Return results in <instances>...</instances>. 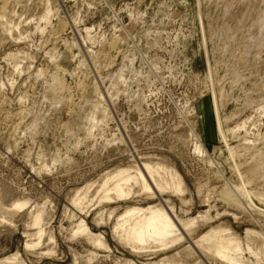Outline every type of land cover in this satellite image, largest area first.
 Here are the masks:
<instances>
[{"label":"rangeland","instance_id":"374dc122","mask_svg":"<svg viewBox=\"0 0 264 264\" xmlns=\"http://www.w3.org/2000/svg\"><path fill=\"white\" fill-rule=\"evenodd\" d=\"M218 117L247 123L230 144L264 197V141L251 144L264 134V0H0V202L26 203L0 219V264H227L193 247L211 229L264 264V217L225 197L239 181ZM148 163L174 173L168 189L131 182L127 199H104L109 177ZM131 208L212 219L134 249L115 230Z\"/></svg>","mask_w":264,"mask_h":264},{"label":"bare ground","instance_id":"6f19581e","mask_svg":"<svg viewBox=\"0 0 264 264\" xmlns=\"http://www.w3.org/2000/svg\"><path fill=\"white\" fill-rule=\"evenodd\" d=\"M213 82L215 81L213 80ZM213 85H215V83ZM219 113L218 115L220 116L221 113L220 114ZM223 122L224 121H222V119L219 118V124L221 126L220 132L222 135L221 138H223V141L226 144L228 157L232 163V169L236 173L238 177L237 179L239 181L238 185L234 187L229 186V184L227 183L230 189L232 188V192L227 193L226 195L228 196L225 197L229 200V202L232 205L238 207L239 209H242L243 211L249 213L250 215L258 214L259 216L264 217V197H262L261 195L258 196L249 187L251 185V181L254 180L253 177L255 178L257 175V167L254 168L252 167L249 171L244 172L242 170V165L238 163V158H239V155L237 154L238 150L230 144V139H229V134L235 135L236 131H241V130L245 131L247 123H243L242 126L238 125V127L235 130L229 131L224 129L225 124L223 126ZM191 134H193V137L195 138L196 141H198L200 144L202 143L201 138L195 131L192 130ZM253 138L254 140L251 142V144H253L254 146L257 144H261L264 141V134L263 135L258 134ZM243 141L246 143V145L247 143L250 144L247 138H244ZM259 152L260 150H258L257 154ZM261 156H264V154L260 153L257 156V158ZM139 167L140 168H138V170L135 172L136 175L133 177H131L130 174L120 175L118 177H109L107 180L112 181V185H111L112 188L108 191L109 195H106L104 199L111 200L112 198L110 197L111 193H113L115 196L113 194L112 195L118 199H125V198L127 199L128 197L131 196L132 193V189L127 187V184L131 182L134 183L135 185H139L143 191L152 192L158 189L166 190L168 189V187L171 185V183L174 181L176 177L174 173L168 172V176L170 177L171 180L168 178L165 180H160L157 176L160 174L161 171L163 170L167 171V170L159 164L152 165L148 163V164H142ZM103 185L106 186L107 183ZM173 191L182 192L181 184L179 181H178V186L174 188ZM224 195L222 196L223 198ZM257 203H259V205ZM25 206L26 203L24 202H16V203L14 202V204L10 206L12 209L10 208L8 209L3 205V203L0 202V219L3 218L4 220L5 219L4 216L6 214H11L13 210L15 211L21 210ZM210 212L211 211H208L203 216L190 219L186 221V223H184L182 221L178 222L176 218L173 216L170 209L148 208L143 210V209L131 208L128 209V211L121 218V220L117 222L115 230H116V234L118 235V238L126 242L128 245H131L132 248L134 249H145L147 245H150L152 243L159 244L165 247L169 243L168 238H170L176 232V230L183 232L185 234V230H187L188 228H193L197 225H200V223L203 221L205 222L211 221L212 218L209 215ZM39 222L40 219L37 218L35 221L36 226L39 225ZM78 232L87 234L92 238L84 223H81L79 225ZM38 233L40 234L41 231L39 230ZM251 233L252 232L250 231L248 232V234ZM229 234L230 233L227 230L211 229L205 235H203L201 239H199V241L193 245V247L195 249L201 250L203 255L206 254L207 256H211L214 259H219L227 264H249V261L245 258L246 252L249 255L254 256L258 260L257 258L259 256L258 253H255L249 245L247 246V249H245L238 237L235 236L232 237ZM259 238L262 240L263 246L261 247L264 253V239L262 237ZM93 239L97 244L103 243L101 240L102 237H93ZM7 260L11 261V259H7Z\"/></svg>","mask_w":264,"mask_h":264},{"label":"water","instance_id":"95a60500","mask_svg":"<svg viewBox=\"0 0 264 264\" xmlns=\"http://www.w3.org/2000/svg\"><path fill=\"white\" fill-rule=\"evenodd\" d=\"M200 20H201V18H200ZM201 24H202V21H201Z\"/></svg>","mask_w":264,"mask_h":264}]
</instances>
